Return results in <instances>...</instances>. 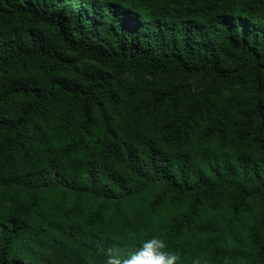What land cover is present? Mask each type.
I'll list each match as a JSON object with an SVG mask.
<instances>
[{
  "label": "trees",
  "instance_id": "trees-1",
  "mask_svg": "<svg viewBox=\"0 0 264 264\" xmlns=\"http://www.w3.org/2000/svg\"><path fill=\"white\" fill-rule=\"evenodd\" d=\"M154 235L264 264V0H0V264Z\"/></svg>",
  "mask_w": 264,
  "mask_h": 264
},
{
  "label": "clouds",
  "instance_id": "clouds-1",
  "mask_svg": "<svg viewBox=\"0 0 264 264\" xmlns=\"http://www.w3.org/2000/svg\"><path fill=\"white\" fill-rule=\"evenodd\" d=\"M95 259V257H93ZM181 254L169 247L161 235H154L142 241L135 251L122 255L119 248L107 250L105 258L100 264H180ZM191 264H206L202 257H193Z\"/></svg>",
  "mask_w": 264,
  "mask_h": 264
}]
</instances>
